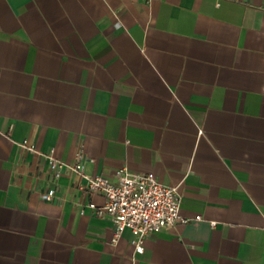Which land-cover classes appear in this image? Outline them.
Instances as JSON below:
<instances>
[{"label": "crops", "instance_id": "1", "mask_svg": "<svg viewBox=\"0 0 264 264\" xmlns=\"http://www.w3.org/2000/svg\"><path fill=\"white\" fill-rule=\"evenodd\" d=\"M77 151L178 186L188 222L112 243L49 171ZM0 264H264V0H0Z\"/></svg>", "mask_w": 264, "mask_h": 264}, {"label": "built area", "instance_id": "2", "mask_svg": "<svg viewBox=\"0 0 264 264\" xmlns=\"http://www.w3.org/2000/svg\"><path fill=\"white\" fill-rule=\"evenodd\" d=\"M21 147L35 151L34 145L27 140L21 142ZM48 162L54 178L67 168L83 177V189L86 192L97 193L102 197L101 204L89 202L87 207L93 214L111 221L114 227L112 243L127 229L133 236L131 243L135 251L141 252L143 239L147 235L188 222L180 214L178 186L160 183L152 172L132 173L123 168L116 171L114 179L103 175H87L83 173L84 157L80 151L75 153L72 164L60 162L52 155L48 156ZM52 195L53 190H49L45 198L50 200ZM194 220H201V216L196 215ZM210 225L213 227L215 223L211 222Z\"/></svg>", "mask_w": 264, "mask_h": 264}]
</instances>
